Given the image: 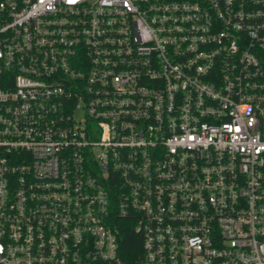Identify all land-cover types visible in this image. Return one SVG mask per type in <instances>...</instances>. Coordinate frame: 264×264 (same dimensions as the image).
Returning a JSON list of instances; mask_svg holds the SVG:
<instances>
[{"label":"built area","instance_id":"built-area-1","mask_svg":"<svg viewBox=\"0 0 264 264\" xmlns=\"http://www.w3.org/2000/svg\"><path fill=\"white\" fill-rule=\"evenodd\" d=\"M264 264V0H0V264Z\"/></svg>","mask_w":264,"mask_h":264},{"label":"trees","instance_id":"trees-1","mask_svg":"<svg viewBox=\"0 0 264 264\" xmlns=\"http://www.w3.org/2000/svg\"><path fill=\"white\" fill-rule=\"evenodd\" d=\"M120 254L125 264H141L143 238L131 223L121 230Z\"/></svg>","mask_w":264,"mask_h":264}]
</instances>
